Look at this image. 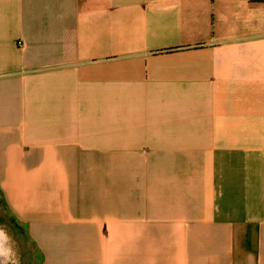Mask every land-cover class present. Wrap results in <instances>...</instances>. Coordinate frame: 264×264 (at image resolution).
<instances>
[{"label": "crops", "instance_id": "crops-1", "mask_svg": "<svg viewBox=\"0 0 264 264\" xmlns=\"http://www.w3.org/2000/svg\"><path fill=\"white\" fill-rule=\"evenodd\" d=\"M0 196L38 264H264V0H0Z\"/></svg>", "mask_w": 264, "mask_h": 264}, {"label": "rangeland", "instance_id": "rangeland-1", "mask_svg": "<svg viewBox=\"0 0 264 264\" xmlns=\"http://www.w3.org/2000/svg\"><path fill=\"white\" fill-rule=\"evenodd\" d=\"M0 229L5 231L8 249L4 264H38L35 249L22 227L11 218L0 196ZM9 248L11 249L9 251Z\"/></svg>", "mask_w": 264, "mask_h": 264}, {"label": "water", "instance_id": "water-1", "mask_svg": "<svg viewBox=\"0 0 264 264\" xmlns=\"http://www.w3.org/2000/svg\"><path fill=\"white\" fill-rule=\"evenodd\" d=\"M5 243L3 242L2 238H0V259L3 260V262L5 263L4 257H5Z\"/></svg>", "mask_w": 264, "mask_h": 264}, {"label": "clouds", "instance_id": "clouds-1", "mask_svg": "<svg viewBox=\"0 0 264 264\" xmlns=\"http://www.w3.org/2000/svg\"><path fill=\"white\" fill-rule=\"evenodd\" d=\"M0 238H5L6 239V236H5V231L3 229H0ZM11 249L9 248V251ZM0 264H4L3 260L0 259Z\"/></svg>", "mask_w": 264, "mask_h": 264}, {"label": "bare ground", "instance_id": "bare-ground-1", "mask_svg": "<svg viewBox=\"0 0 264 264\" xmlns=\"http://www.w3.org/2000/svg\"><path fill=\"white\" fill-rule=\"evenodd\" d=\"M2 240H3V242L5 243V250H6V253H5L4 260H6V258H7V254H8V249H7V246H6L5 238H2Z\"/></svg>", "mask_w": 264, "mask_h": 264}]
</instances>
